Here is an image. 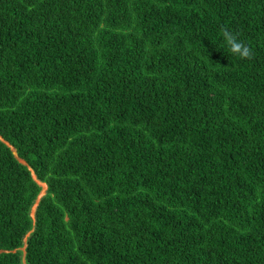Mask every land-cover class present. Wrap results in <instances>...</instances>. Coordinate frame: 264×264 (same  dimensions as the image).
Returning a JSON list of instances; mask_svg holds the SVG:
<instances>
[{"label": "trees", "instance_id": "16d2710c", "mask_svg": "<svg viewBox=\"0 0 264 264\" xmlns=\"http://www.w3.org/2000/svg\"><path fill=\"white\" fill-rule=\"evenodd\" d=\"M0 138V264H264V0H0Z\"/></svg>", "mask_w": 264, "mask_h": 264}, {"label": "clouds", "instance_id": "9594fccd", "mask_svg": "<svg viewBox=\"0 0 264 264\" xmlns=\"http://www.w3.org/2000/svg\"><path fill=\"white\" fill-rule=\"evenodd\" d=\"M221 37L228 46L229 51L241 59H251L253 52L245 42L239 39V35L227 27L220 29Z\"/></svg>", "mask_w": 264, "mask_h": 264}, {"label": "rangeland", "instance_id": "374dc122", "mask_svg": "<svg viewBox=\"0 0 264 264\" xmlns=\"http://www.w3.org/2000/svg\"><path fill=\"white\" fill-rule=\"evenodd\" d=\"M1 139V138H0ZM8 146H10V147H12L11 145H9L8 143H6ZM12 149H15L16 150V148H14V147H12ZM15 154V153H14ZM15 155H17V150H16V154ZM20 159V158H19ZM22 160V159H21ZM20 161V160H19ZM23 161V160H22ZM21 162V161H20ZM21 163H23V164H25L26 165V162L24 161V162H21ZM35 179H36V177H34ZM38 183H39V185L42 187V193L40 194V196H39V198H38V200H37V202H36V204H35V206L33 207V209H32V215H33V217L35 216V212H36V209H37V207H38V205H39V202H40V199L46 194V191H47V189H48V187H47V185H45V184H43V183H40L39 181H38ZM44 186H46V188H44ZM25 248L26 247H24V248H22V250L24 251L25 250Z\"/></svg>", "mask_w": 264, "mask_h": 264}, {"label": "water", "instance_id": "95a60500", "mask_svg": "<svg viewBox=\"0 0 264 264\" xmlns=\"http://www.w3.org/2000/svg\"><path fill=\"white\" fill-rule=\"evenodd\" d=\"M12 151H13V153H15L16 154V150L15 149H12ZM17 156V155H16ZM17 158L19 159V157L17 156ZM21 162H24V161H22L21 159H19ZM46 185V184H45Z\"/></svg>", "mask_w": 264, "mask_h": 264}]
</instances>
